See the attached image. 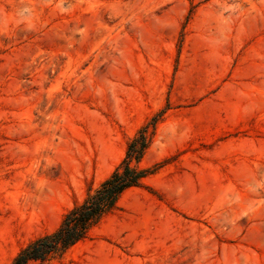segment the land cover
Returning a JSON list of instances; mask_svg holds the SVG:
<instances>
[{
    "label": "rangeland",
    "instance_id": "obj_1",
    "mask_svg": "<svg viewBox=\"0 0 264 264\" xmlns=\"http://www.w3.org/2000/svg\"><path fill=\"white\" fill-rule=\"evenodd\" d=\"M160 111L156 171L48 264H264V0H0V264Z\"/></svg>",
    "mask_w": 264,
    "mask_h": 264
},
{
    "label": "trees",
    "instance_id": "obj_2",
    "mask_svg": "<svg viewBox=\"0 0 264 264\" xmlns=\"http://www.w3.org/2000/svg\"><path fill=\"white\" fill-rule=\"evenodd\" d=\"M161 111L146 121L127 143L124 156L109 175L69 208L51 232L29 240L5 264H48L89 235L91 228L118 207L121 195L140 186L158 166H144L141 160L149 147Z\"/></svg>",
    "mask_w": 264,
    "mask_h": 264
}]
</instances>
